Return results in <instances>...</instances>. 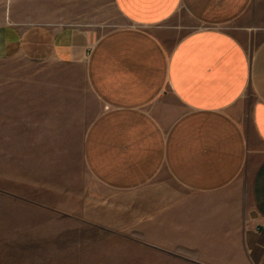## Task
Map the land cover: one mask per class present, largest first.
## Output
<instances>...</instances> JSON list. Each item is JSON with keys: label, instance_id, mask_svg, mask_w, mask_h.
Segmentation results:
<instances>
[{"label": "crops", "instance_id": "1", "mask_svg": "<svg viewBox=\"0 0 264 264\" xmlns=\"http://www.w3.org/2000/svg\"><path fill=\"white\" fill-rule=\"evenodd\" d=\"M97 1L0 0V32H20L0 34L1 57L49 74L0 104V144L69 143L82 127L98 187L82 190L90 230L40 236L64 245L0 247V264H264V0H109L127 26L87 53L82 23L107 15ZM247 90L252 134L232 113ZM162 172L172 185L154 182ZM104 205L143 210L104 215Z\"/></svg>", "mask_w": 264, "mask_h": 264}, {"label": "rangeland", "instance_id": "2", "mask_svg": "<svg viewBox=\"0 0 264 264\" xmlns=\"http://www.w3.org/2000/svg\"><path fill=\"white\" fill-rule=\"evenodd\" d=\"M103 5L104 14L95 17L91 12L90 19L82 23V32L88 36L87 53L93 44L105 33L127 26L123 18L109 6V0L97 1ZM236 24L228 25L229 31H234ZM18 34L20 32H17ZM16 32H0L7 35L8 40L16 39ZM258 39L252 41L247 48L250 53L256 48ZM36 71H44L38 72ZM47 68L32 65L17 59H5L0 54V104L2 110L6 109L7 100L12 106L18 95L19 88L30 87L31 80H44L48 76ZM32 76L35 77L32 79ZM68 83L75 81V86L82 85V80L69 79ZM51 82V80L49 79ZM33 87L45 86L43 84H32ZM255 101L254 94L247 90L239 102L232 108V113L238 122L248 133L252 134L251 111ZM35 108V107H34ZM73 129V128H72ZM4 134V133H3ZM8 137L6 142L0 144V247H31L41 245H57L58 239H41L42 232L90 230L89 226L82 227V200L88 202L86 195L82 196V190L93 192L97 190L96 180L84 168L81 157L82 127H75L70 134L69 143L34 144L15 143ZM26 139L25 137H15ZM11 140V141H10ZM59 146L58 151L51 152L53 156L64 154L61 158H42L41 147ZM63 146L65 152H62ZM39 149H38V148ZM39 155V158L36 157ZM257 158L250 157L246 172L242 173L240 179L246 178L250 181L251 171L256 166ZM167 185H172L174 180L168 173L162 172L154 180ZM97 193V192H95ZM103 197L115 196L119 198L135 197L141 198V189L134 191L131 195L114 194L103 191ZM85 198V199H82ZM110 199V198H108ZM103 204H111V199ZM127 202V201H124ZM57 204V205H56ZM56 205V206H55ZM95 210V207H83V210ZM101 214H122L129 216L142 215V207H113L104 205L97 208ZM77 242V240H74ZM58 245H64L60 243ZM195 259V254H188ZM158 258V257H157ZM159 259V258H158ZM171 264V263H166Z\"/></svg>", "mask_w": 264, "mask_h": 264}]
</instances>
